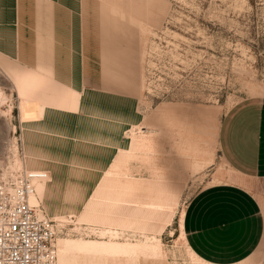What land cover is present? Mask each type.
Listing matches in <instances>:
<instances>
[{"label": "rangeland", "instance_id": "374dc122", "mask_svg": "<svg viewBox=\"0 0 264 264\" xmlns=\"http://www.w3.org/2000/svg\"><path fill=\"white\" fill-rule=\"evenodd\" d=\"M65 1L68 7L79 5ZM86 3L91 23L102 26L107 60L118 68L119 83L135 94L121 102L127 111L117 156L89 212L103 211L121 226L81 215L49 217L58 226L57 248L61 240L161 246V257L145 249L151 256L111 262L200 264L183 238V217L201 190L236 181L222 157L219 130L233 107L264 98V0ZM59 87L0 55V180L15 168L27 169L23 128L61 98L49 92ZM242 264H264V245Z\"/></svg>", "mask_w": 264, "mask_h": 264}, {"label": "crops", "instance_id": "0c3cea01", "mask_svg": "<svg viewBox=\"0 0 264 264\" xmlns=\"http://www.w3.org/2000/svg\"><path fill=\"white\" fill-rule=\"evenodd\" d=\"M88 13L86 0H79L77 8L65 0H0V55L62 86L51 88L52 96L61 98L44 106L39 119L27 121L22 134L27 169L48 175L37 188L45 215H81L121 226L103 211L89 212L117 156L127 111L121 102L135 94L119 83L118 68L107 60L102 26L92 24ZM218 142L236 181L194 196L184 213L183 238L200 264H242L264 245V98L233 107L221 123ZM104 244L61 240L59 264H112L149 255L145 249L155 258L164 251L161 246Z\"/></svg>", "mask_w": 264, "mask_h": 264}, {"label": "built area", "instance_id": "2783aa9c", "mask_svg": "<svg viewBox=\"0 0 264 264\" xmlns=\"http://www.w3.org/2000/svg\"><path fill=\"white\" fill-rule=\"evenodd\" d=\"M45 178L18 167L0 180V264H59L58 226L31 201Z\"/></svg>", "mask_w": 264, "mask_h": 264}, {"label": "bare ground", "instance_id": "6f19581e", "mask_svg": "<svg viewBox=\"0 0 264 264\" xmlns=\"http://www.w3.org/2000/svg\"><path fill=\"white\" fill-rule=\"evenodd\" d=\"M40 173H42L43 175H45L46 176V178L45 179H43L42 181H40V182H37V184H36V189L38 188V185L40 184V183H42V182H45V181H47L48 180V175L46 174V173H43V172H40ZM36 196V195H35ZM35 196H33V197H35ZM31 198L32 199V203H34V198ZM58 252H59V249H58Z\"/></svg>", "mask_w": 264, "mask_h": 264}]
</instances>
